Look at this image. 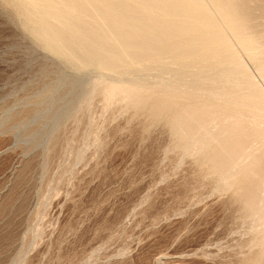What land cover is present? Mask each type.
<instances>
[{
  "label": "rangeland",
  "instance_id": "rangeland-1",
  "mask_svg": "<svg viewBox=\"0 0 264 264\" xmlns=\"http://www.w3.org/2000/svg\"><path fill=\"white\" fill-rule=\"evenodd\" d=\"M21 21L0 0V264H257L239 202L168 124L90 98L95 72Z\"/></svg>",
  "mask_w": 264,
  "mask_h": 264
},
{
  "label": "bare ground",
  "instance_id": "bare-ground-1",
  "mask_svg": "<svg viewBox=\"0 0 264 264\" xmlns=\"http://www.w3.org/2000/svg\"><path fill=\"white\" fill-rule=\"evenodd\" d=\"M5 1L46 50L95 72L89 97L168 124L235 196L264 264V0Z\"/></svg>",
  "mask_w": 264,
  "mask_h": 264
}]
</instances>
